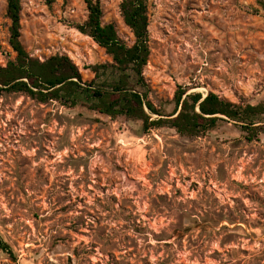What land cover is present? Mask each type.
<instances>
[{
	"label": "rangeland",
	"instance_id": "374dc122",
	"mask_svg": "<svg viewBox=\"0 0 264 264\" xmlns=\"http://www.w3.org/2000/svg\"><path fill=\"white\" fill-rule=\"evenodd\" d=\"M22 41L42 60L87 69L112 61L76 25L84 0H21ZM122 0L104 23L135 42ZM149 99L172 112L181 87L235 103L264 101V10L257 0H148ZM0 0V65L9 44ZM0 264H264V134L234 123L202 137L86 108L0 95Z\"/></svg>",
	"mask_w": 264,
	"mask_h": 264
},
{
	"label": "trees",
	"instance_id": "16d2710c",
	"mask_svg": "<svg viewBox=\"0 0 264 264\" xmlns=\"http://www.w3.org/2000/svg\"><path fill=\"white\" fill-rule=\"evenodd\" d=\"M87 19L76 28L104 48L112 61L87 67L94 78L84 80L77 63L67 54L47 59L33 57L22 41V1L7 0L11 20L9 44L15 59L0 65V95L20 93L41 103L59 102L67 108H86L112 119L142 121L144 131L165 126L185 137L197 138L225 123H234L247 141L264 134V101L235 103L210 91L206 97L181 87L171 103L172 112L149 99L145 69L151 57L148 0H122L121 13L135 42L129 45L113 23H104L102 0H84ZM264 10V0H257ZM1 49V46H0ZM0 248L16 259L14 250L0 235Z\"/></svg>",
	"mask_w": 264,
	"mask_h": 264
},
{
	"label": "water",
	"instance_id": "95a60500",
	"mask_svg": "<svg viewBox=\"0 0 264 264\" xmlns=\"http://www.w3.org/2000/svg\"><path fill=\"white\" fill-rule=\"evenodd\" d=\"M208 95V93L206 95H204V97H206Z\"/></svg>",
	"mask_w": 264,
	"mask_h": 264
}]
</instances>
